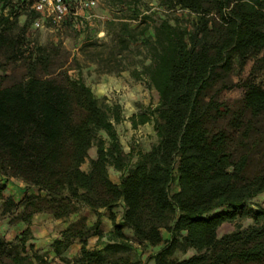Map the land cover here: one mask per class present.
I'll return each mask as SVG.
<instances>
[{
	"label": "trees",
	"instance_id": "16d2710c",
	"mask_svg": "<svg viewBox=\"0 0 264 264\" xmlns=\"http://www.w3.org/2000/svg\"><path fill=\"white\" fill-rule=\"evenodd\" d=\"M1 1L9 11L0 14V175L20 179L38 194L17 203L0 187V220L21 208L17 220L27 225L13 241L0 238V264H51L29 244L33 218L67 220L82 207L96 213L97 222L89 226L81 217L54 241L64 264H139L114 257L133 250V242L164 245L150 257L156 264H264V210L248 228L218 236L221 226L264 194V85L245 82L242 98H223L238 86L235 58L244 64L264 52V0H159L167 15L152 30L122 25L121 49H146L150 64L143 73L158 94L154 109L131 119L133 127L153 122L156 133L150 151L137 159L134 151L125 152L116 128L124 120L121 106L98 97L82 73L75 78L57 66L60 49H31L26 35H13L27 4ZM178 8L196 16L192 28L172 15ZM140 16L150 18L134 9L133 20ZM88 24L72 18L65 26L81 33ZM10 64L25 72L7 84ZM110 169L122 174L119 184ZM175 184L179 190L172 193ZM121 204L118 223L113 211ZM101 210L111 212L113 232L103 233ZM93 237L107 239L102 249L88 247ZM77 241L80 255L66 258ZM190 249L193 257L172 259Z\"/></svg>",
	"mask_w": 264,
	"mask_h": 264
},
{
	"label": "rangeland",
	"instance_id": "374dc122",
	"mask_svg": "<svg viewBox=\"0 0 264 264\" xmlns=\"http://www.w3.org/2000/svg\"><path fill=\"white\" fill-rule=\"evenodd\" d=\"M2 1L0 0V14L3 12ZM135 7V8H134ZM138 9L150 17L148 19L138 18L133 20V10ZM9 10L4 11V15ZM31 9L21 10L17 16V24L13 25V35H26L27 45L32 48L38 46L46 48H58L61 51V57L55 62L57 66L64 65L71 69V75L77 78L82 73L85 83L92 87L95 94L106 100L108 104H118L122 108L124 120L117 125V131L121 143L126 153L134 151L137 154L149 150L156 141V133L153 122L140 125L134 129L131 119L139 115L145 108H155L158 104L157 92L148 85L147 76L143 71L150 64L146 49L139 45L132 50L123 51L118 42L117 35H120L122 25L127 24L139 28L155 26L161 18L166 17V11L160 6L159 0H98V6L90 13L96 18L90 20L87 27L78 33L70 26H55L48 21H41L40 26H36V19L31 14ZM172 15H175L181 23L193 27L196 16L187 11L176 9ZM16 17L12 18L15 19ZM28 25V27H26ZM147 35H150L148 33ZM24 68H17L16 65L8 66V74H11L7 84L19 81L24 74ZM138 75V76H136ZM232 78L238 86L232 90L224 92L223 98L233 102L244 95L243 84L245 82H255L258 85H264V52L258 56H252L246 63L242 64L237 57L234 61ZM88 169V165L84 166ZM114 169H110V177L113 182L118 183L121 177ZM15 185V186H14ZM10 185V191L14 195L7 197L16 199L19 203L25 195L28 188H21L17 184ZM2 184L0 183V187ZM36 189V188H35ZM178 186L172 187V193L178 192ZM33 193L38 194V190ZM4 202L0 201V214L4 210ZM264 210V194L253 199L242 211L238 219L233 223H225L218 230L219 238L231 234L239 227L248 228L254 223V214ZM21 208L13 211L11 214L2 215L0 220V238L7 241H13L20 237L26 230V224L17 220ZM40 216V220L31 224L34 240L29 242L35 246V250L46 256L51 264H64L60 258L53 253V243L60 238L69 224L85 217L89 225L97 222L96 217L91 216L87 208L82 207L78 214L71 216L67 220L48 219L46 215ZM117 215L122 220L124 215V206L120 205ZM214 215V214H212ZM129 228L125 229V234L131 232ZM165 239H170L167 231L162 230ZM131 235V234H130ZM75 242L72 247L64 252L68 259H74L80 255V249L77 250ZM79 244V243H78ZM95 238H90L88 245L90 249H102L96 247ZM161 246H140L133 242V250L116 254L114 257L128 258L139 264H156L153 255L163 249ZM196 251L193 249L183 252L178 250L172 257L173 260H184L193 257Z\"/></svg>",
	"mask_w": 264,
	"mask_h": 264
},
{
	"label": "built area",
	"instance_id": "2783aa9c",
	"mask_svg": "<svg viewBox=\"0 0 264 264\" xmlns=\"http://www.w3.org/2000/svg\"><path fill=\"white\" fill-rule=\"evenodd\" d=\"M27 7L40 15L36 26L41 21H48L55 26H63L72 18H81L89 22L95 15L90 12L98 6V0H23Z\"/></svg>",
	"mask_w": 264,
	"mask_h": 264
},
{
	"label": "crops",
	"instance_id": "0c3cea01",
	"mask_svg": "<svg viewBox=\"0 0 264 264\" xmlns=\"http://www.w3.org/2000/svg\"><path fill=\"white\" fill-rule=\"evenodd\" d=\"M149 124V123H148ZM133 126V125H132ZM140 126V125H139ZM139 126H137V127H133L134 129H136V128H138ZM153 127H154V124H153ZM151 149V148H150ZM150 149L149 150H146L145 152H143V153H146V152H148V151H150ZM119 173V172H118ZM0 183L2 184V185H5L6 186V193L7 194H9L10 196H12V195H14V193L12 192V191H10V185L11 184H17L18 186H20L21 188H28V192H27V194L28 195H32L33 193H35L36 191V189L35 188H33V187H30V186H27L22 180H20V179H11V180H9V181H6L5 180V178L3 177V176H1L0 175ZM115 184H119L120 183V180H119V182L118 183H116V182H114ZM15 186V185H14ZM14 200H16V199H14ZM122 205V204H121ZM123 206V205H122ZM117 210H118V208H116L113 212H117ZM89 212L91 213V216H93V217H96V219L98 218V215L96 214V213H94V212H92V211H90L89 210ZM110 214H111V212L109 211V210H101L100 212H99V216H100V218H101V220H102V229H103V233L104 234H107V233H110V232H113V230H114V227H113V223H112V221H111V219H110ZM40 216H45V215H41V214H38V215H36L34 218H33V223H36V221H38V220H40ZM47 216V218L50 220V219H53V217L52 216H50V215H46ZM122 220H120V218L118 217L117 218V222L118 223H120ZM89 226H93V223L92 224H90L89 223ZM25 229H27V227L25 228ZM31 229H34V227H32ZM126 229V228H125ZM125 229H124V232H125ZM131 233V235L129 234V235H127V237L128 238H130L131 240H133V231L131 230L130 231ZM93 238H95V242H96V247L97 248H102L103 246H104V244H105V242L107 241V239L106 238H103L101 241H99V238L98 237H93ZM165 238V237H164ZM78 242V241H77ZM88 247H89V245H88ZM75 248L77 249V250H79V249H81V245H79L78 243H76V245H75ZM90 248V247H89ZM54 253V252H53ZM54 255H55V253H54ZM56 256V255H55Z\"/></svg>",
	"mask_w": 264,
	"mask_h": 264
}]
</instances>
